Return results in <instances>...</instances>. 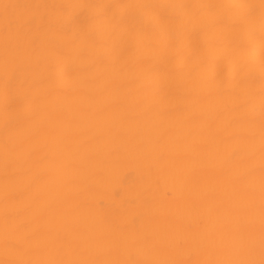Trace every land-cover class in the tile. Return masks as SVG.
Segmentation results:
<instances>
[{
  "label": "bare ground",
  "instance_id": "1",
  "mask_svg": "<svg viewBox=\"0 0 264 264\" xmlns=\"http://www.w3.org/2000/svg\"><path fill=\"white\" fill-rule=\"evenodd\" d=\"M258 2L0 0V5ZM97 11L74 13L70 27L94 32L97 43L93 47L83 42L82 56L57 66L60 78L45 81L55 94L42 104V62H54V58L45 49L38 66L30 55V39L40 17L50 16L52 10H18L21 16L34 17L30 26L13 37V44L21 54V78L35 83L10 117V128L26 137L14 159L22 174L30 169L29 174L40 173L43 179L35 202L22 186H11L13 222L30 235L41 258L202 260L227 253L243 241L249 221L244 190L228 182L229 175L244 171L249 163L247 146L232 139L234 132L243 135L244 130L224 126L244 95L238 82L245 75V35L230 28L227 9L206 11L201 21L191 19L193 10H118L126 51L117 57L101 43L102 29L86 20ZM145 15L189 19L183 28L170 24L145 28ZM213 16L224 21L210 23ZM63 24L58 20L57 31L50 34L57 44ZM3 59L0 24V67ZM256 67L258 104V62ZM4 103L0 76V240L3 149L6 138L10 144L17 142L15 134L6 137ZM217 149L226 156L233 151L237 155L223 166L214 158ZM254 163L258 183V137ZM130 214L135 218V236L108 230L107 225ZM256 226L258 230V216ZM177 239L182 241L179 250L172 247ZM4 258L0 247V259Z\"/></svg>",
  "mask_w": 264,
  "mask_h": 264
},
{
  "label": "snow or ice",
  "instance_id": "2",
  "mask_svg": "<svg viewBox=\"0 0 264 264\" xmlns=\"http://www.w3.org/2000/svg\"><path fill=\"white\" fill-rule=\"evenodd\" d=\"M50 9L52 14L48 17H40V24L31 34L30 55L36 58L37 65L41 64V53L49 49L54 62L48 59L43 60V73L40 83L43 87L41 103L47 101L48 96L55 94V89L46 86L45 81L58 79L61 73L57 66L61 62H67L71 58L83 55L82 43L90 42L95 47L96 34L92 31H85L83 28L70 27L74 19V13L79 10L81 13L98 10L96 14L86 17L101 29V43L108 48V51L117 57L124 54L126 48L122 46L124 30L122 28V17L118 10H133L146 12L151 9H176L193 10L191 17L194 21H201L206 11L213 9L230 10L231 24L233 31L243 33L246 37L245 54L246 60L243 65L245 75L239 80L238 86L243 92V99L236 105L234 114L230 119L224 121V126L234 130L243 128L244 134L234 132L232 139L235 142H242L248 149L249 163L244 171L228 176V182L234 186H240L246 197V211L249 215L247 234L243 241L230 249L223 255H216L214 258L202 260H185L169 257L152 256L145 259H91L77 256V258H41L37 249L33 248L30 235L24 231L21 225L12 220V202L10 200V188L13 185L22 186V190L29 194L30 199L35 202L38 198L37 187L43 179L40 173L29 174L30 169H24L17 165L14 154L21 147L26 137L16 134L10 128V117L17 112L23 102L28 98L27 94L33 88L35 81L28 78H21L20 69L21 54L18 47L13 44V37L19 36L25 26H30L34 17H24L18 14L20 9ZM0 24L4 29V59L0 67L2 76V91L4 95V123L6 137L17 135V142L10 144L6 138L4 144V216H3V237L0 240V247L3 248L4 259L0 264H264V0L258 3H232V4H112V3H57V4H10L0 5ZM63 20V28L60 32L59 43L57 44L50 34L57 31L58 20ZM189 18L184 15L175 17L158 16L143 17L145 28H153L159 25H174L178 28L185 27ZM224 17L213 16L210 23H222ZM29 30L31 31L30 27ZM135 39V38H131ZM258 45V48H257ZM259 65V88L257 104L256 70ZM115 69V65L112 66ZM198 69L193 68V71ZM258 109V111H257ZM258 117V119H257ZM257 137L259 153V170L257 183V168L254 163L257 154ZM235 151L225 153L217 149L214 158L227 166L229 160L235 157ZM41 168L45 166L41 161ZM258 216V230L256 217ZM135 218L131 214L123 218L119 223L109 224L107 228L111 232L128 231L136 235ZM258 233V234H257ZM172 247L179 250L182 241L177 239ZM257 249L259 259L256 258ZM60 250H57L59 255Z\"/></svg>",
  "mask_w": 264,
  "mask_h": 264
}]
</instances>
